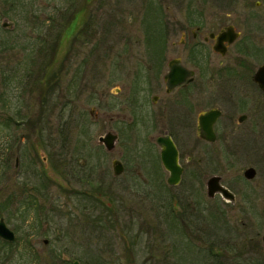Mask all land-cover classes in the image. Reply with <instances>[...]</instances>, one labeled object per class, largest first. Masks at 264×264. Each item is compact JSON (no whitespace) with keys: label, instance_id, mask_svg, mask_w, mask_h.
Returning <instances> with one entry per match:
<instances>
[{"label":"rangeland","instance_id":"1","mask_svg":"<svg viewBox=\"0 0 264 264\" xmlns=\"http://www.w3.org/2000/svg\"><path fill=\"white\" fill-rule=\"evenodd\" d=\"M16 1L9 14L0 8V202L8 201L0 218L15 234L0 238V264H264V222L243 224L249 208L209 199L188 180L160 189L151 157L115 175L98 141L109 130V94L160 55L157 44L166 61L170 44L194 41L197 26L203 39L228 24L244 42L264 44V0ZM3 71L32 73L30 93L5 84ZM139 133L128 130L129 157L146 146L154 152L152 142L133 139Z\"/></svg>","mask_w":264,"mask_h":264},{"label":"flooded vegetation","instance_id":"2","mask_svg":"<svg viewBox=\"0 0 264 264\" xmlns=\"http://www.w3.org/2000/svg\"><path fill=\"white\" fill-rule=\"evenodd\" d=\"M15 2L0 0L1 13L9 14ZM10 26L13 24L7 21L2 23L3 28ZM228 26L232 27L234 40L229 42L227 34L223 41L217 42ZM237 27L223 25L199 39L201 27L197 26L192 32L194 41L184 39L181 44H170L173 54L166 61L162 57L165 47L157 44L162 48L160 55L146 58L149 64L135 68L130 82L115 88L105 101V119L109 127L106 132L116 135L113 147L105 149L111 154L113 173L116 165L121 167V172L115 175L125 171L129 160L144 164L143 156L151 157L159 169L160 189L176 187L188 180L190 190H203L209 199L217 198V202L242 210L249 208L253 216L242 223L254 224L256 218L264 222V44L244 42L241 29ZM163 62H166V72H163ZM171 67L176 72L175 77L182 79L169 87L166 75ZM182 69L186 73H181ZM45 71L46 68L43 73ZM27 72L3 71L7 73L3 82L13 80L12 89L24 85L25 92L30 93L32 73ZM39 77L45 91L47 79L45 75ZM138 127L145 130V136L139 133L133 139L143 144L152 142L154 152L146 146L143 153L129 157L125 146L130 139L127 133ZM167 139L175 145L182 168L177 185L168 183L170 172L161 160L160 142ZM34 140L44 149L41 138ZM118 141L123 145L118 146ZM113 152L118 153L114 156ZM17 161L18 158L15 166ZM213 176L232 193V200L226 199L221 191L212 197L208 195V181ZM8 199L12 201L13 196ZM5 200L0 202L2 210L8 204ZM216 210L221 211L220 208Z\"/></svg>","mask_w":264,"mask_h":264},{"label":"water","instance_id":"3","mask_svg":"<svg viewBox=\"0 0 264 264\" xmlns=\"http://www.w3.org/2000/svg\"><path fill=\"white\" fill-rule=\"evenodd\" d=\"M232 27L228 26L226 27L225 33H221L218 38L217 42L223 41L225 39L226 35L229 34V39L228 41L231 42L234 40L235 36L231 33ZM231 33V34H230ZM175 71L171 67L169 73L166 75L168 78V84L169 87L171 85H174L178 82L181 81V79H177L175 77ZM181 73H186L184 69H182ZM174 76V77H173ZM202 120V118L200 119ZM116 139V135L112 132H106L103 135L98 137L99 143L103 144L106 149H110L113 147L114 141ZM161 145H162V151H161V160L164 165V167L169 170L170 175L168 177V183L171 185H177L181 179V171L182 168L178 164V154L175 145L173 144L170 139H167L166 141L161 140ZM39 156L42 160V163L47 164V155L44 151L43 148L39 149ZM118 164H120L118 162ZM46 168V167H45ZM47 169V168H46ZM250 173H252V170H249ZM50 171H47L48 174ZM115 174H119L121 172V167H118L117 165L114 168ZM221 191L226 199L232 200L233 195L232 193L227 190L226 188L222 187L218 183V177H211L208 181V195L212 197L216 192ZM0 237L6 239V240H13L14 239V232L9 229L3 219L0 220ZM46 241V240H45ZM262 241L264 242V230L262 233ZM74 264H79L78 260L74 261ZM82 264H87V263H82Z\"/></svg>","mask_w":264,"mask_h":264},{"label":"trees","instance_id":"4","mask_svg":"<svg viewBox=\"0 0 264 264\" xmlns=\"http://www.w3.org/2000/svg\"><path fill=\"white\" fill-rule=\"evenodd\" d=\"M148 10L149 12L152 10V9H149L148 7ZM154 15L152 14H147L146 17H145V21H144V25H145V28L147 29V33L149 34L148 35V38L149 40L155 42L157 40V35L154 34L155 32V25H158L157 22L154 21V18H153ZM152 18V19H150ZM161 38H162V35H161ZM184 215L183 211L181 214H179L178 216H176L177 219H183L185 216H182ZM183 217V218H182Z\"/></svg>","mask_w":264,"mask_h":264}]
</instances>
